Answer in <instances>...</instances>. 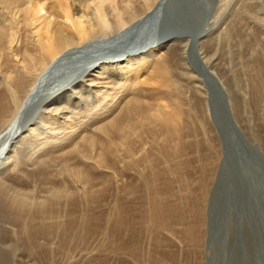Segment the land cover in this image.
Listing matches in <instances>:
<instances>
[{
	"label": "bare ground",
	"instance_id": "1",
	"mask_svg": "<svg viewBox=\"0 0 264 264\" xmlns=\"http://www.w3.org/2000/svg\"><path fill=\"white\" fill-rule=\"evenodd\" d=\"M203 2L204 26L175 36L159 27L163 12L173 14L169 0H0V166L15 165L32 142L35 174L61 180L35 197L22 176L27 189H9L0 179V220L22 241L10 250L0 246V264L44 263L74 233L91 232L97 217L82 205L98 200L121 161L137 178L129 191L141 185L150 192L155 227L181 224L185 241L201 250L206 175L213 184L222 159L206 82L243 134L235 91L231 99L227 94L238 67V44L230 39L235 22L214 31L225 0ZM185 156L197 163L203 199L188 210L189 223L184 208L158 201L159 185L171 183L159 165L178 177L189 167ZM56 160L60 169L51 178ZM62 178L82 186L70 189ZM11 234L15 229L0 223V241Z\"/></svg>",
	"mask_w": 264,
	"mask_h": 264
},
{
	"label": "rangeland",
	"instance_id": "2",
	"mask_svg": "<svg viewBox=\"0 0 264 264\" xmlns=\"http://www.w3.org/2000/svg\"><path fill=\"white\" fill-rule=\"evenodd\" d=\"M232 22H235L236 28L230 39L233 44H238V67L236 78L227 94L231 99L232 91H235L238 103L237 121L243 136L264 153V0H225L214 31ZM215 97L221 104L216 92ZM37 155L36 144L29 142L22 146L15 165L11 164V160L1 165L0 179L5 186L9 189H27V186L35 197L43 195L50 187L58 186L61 181L59 177L54 181H43L35 174ZM51 155L48 157L51 158ZM183 159L189 162V167L178 177L171 174L168 164L159 165L161 176L170 179L171 183L166 188H160L159 185L158 201L162 206L176 208L177 211L184 208L183 218L185 223H189L191 214L188 210L191 206L198 208L203 199L198 185L200 173L197 163L191 156ZM59 169V161L52 162L51 178L57 175ZM18 176L24 178L25 186L18 180ZM181 178L188 182V190L179 182L178 179ZM62 179L70 189L82 186L79 182L70 184L65 178ZM206 179L210 191L213 184L208 173ZM99 180L96 179L97 189L102 187ZM136 180L133 172L123 166V161L119 162L110 182L106 184L107 187L99 190L98 200L91 206L82 205L81 209H90L97 217L93 230L81 236L74 233L64 245L50 254L46 262L36 264H159V261L165 264H205V244L201 250H197L185 241L183 225L171 221L163 229L155 227L150 219V192L141 185L135 186L133 192L129 191V185H134ZM119 217L121 223L118 221ZM0 223L15 229V234L10 235L9 241H0L1 248L10 250L19 246L22 241L16 227L4 219ZM202 232L206 238V223Z\"/></svg>",
	"mask_w": 264,
	"mask_h": 264
},
{
	"label": "water",
	"instance_id": "3",
	"mask_svg": "<svg viewBox=\"0 0 264 264\" xmlns=\"http://www.w3.org/2000/svg\"><path fill=\"white\" fill-rule=\"evenodd\" d=\"M169 3L173 14L163 12L159 18V27H168L165 32L181 36L187 27L204 26L203 0ZM173 24L182 27L170 28ZM206 84L222 159L206 208L205 264H264V153L228 121L212 86Z\"/></svg>",
	"mask_w": 264,
	"mask_h": 264
}]
</instances>
